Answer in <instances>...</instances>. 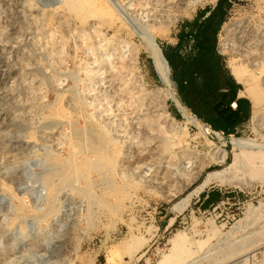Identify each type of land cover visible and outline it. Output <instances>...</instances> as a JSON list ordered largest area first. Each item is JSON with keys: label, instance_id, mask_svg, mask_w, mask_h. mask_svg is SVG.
<instances>
[{"label": "rangeland", "instance_id": "374dc122", "mask_svg": "<svg viewBox=\"0 0 264 264\" xmlns=\"http://www.w3.org/2000/svg\"><path fill=\"white\" fill-rule=\"evenodd\" d=\"M230 1L216 39L227 67L240 58L227 22L264 33V0ZM104 2L114 17L95 5L75 12L64 0H0V264H159L178 233L206 240L203 251L216 258L244 233L237 226L247 211L264 205V169H228L232 138L264 148V132L250 119L238 135L211 137L199 118L175 114L143 41L150 32L162 50L177 46L181 26L218 0ZM253 56L264 103V55ZM101 151L107 157L97 159ZM134 152L128 163L119 156ZM166 166L163 183L146 180ZM210 191L221 198L209 207ZM257 211L254 229L264 226ZM256 236L250 259L264 255V229Z\"/></svg>", "mask_w": 264, "mask_h": 264}, {"label": "bare ground", "instance_id": "6f19581e", "mask_svg": "<svg viewBox=\"0 0 264 264\" xmlns=\"http://www.w3.org/2000/svg\"><path fill=\"white\" fill-rule=\"evenodd\" d=\"M185 1L186 0H176V2L179 4H182ZM64 4L69 9H71L75 12L76 11H81V12L87 11L90 5H95L97 7V9L100 11L102 17H105V18L114 17V14L110 10V8L106 5L104 0H64ZM224 28H226L228 33H231L233 35V38H234L233 42H235L233 50L236 53L240 54V58L244 59V60H241L240 58H239V60H236L233 58L230 59L227 63L228 68L230 69V72L232 73L234 78L239 82V84H242L244 87L243 90H241L240 96L253 100V110H252L251 120H252V123L254 125V128L257 131L261 130L264 132V103L261 101V97H260L261 94L259 95V93H258L259 91H257V89H256V86H255L256 76L253 73V70L259 69L260 67H262L260 62H257L256 60H254L253 54L257 49L260 48L261 53L264 55V33H263L264 31L262 32L263 33L262 35L260 34V36H258L256 31L253 29V27L251 28L247 24L246 25H240V23L238 21L227 22L225 24ZM154 30H155V28H154ZM154 30L152 29V31H154ZM149 33L143 34V36L145 35L143 37V41L146 45V49L149 53V56L152 58V60L154 62L153 64L156 68L158 76L160 77L161 81L167 85V87L165 86L166 92H167L166 95H168L170 98L175 100L177 106L179 107V109L183 113L184 117H186L187 122H190V123H193L196 125H200L198 118H196L193 115H190L186 111V108L175 97L173 91H171V86H172L173 81L171 79V71H170L169 63L167 62L165 56L163 55L162 49L156 40L157 35H155L153 33L152 34L150 33V35H149ZM236 57H237V55H236ZM248 59H249V61L247 62L246 60H248ZM259 74H261V72H259ZM263 74H264V72H263ZM262 79H263L262 83L264 84V75H263ZM185 128L186 127H183L182 130L185 131ZM203 133L207 134V131L204 130ZM231 143L237 152L233 154L234 155L233 160L229 164L228 169H232V168L236 169L241 164H245V165H249L251 167V170L249 173H251L252 176L260 175L262 170L264 169V148L252 147L249 144V142H247L245 140H241L240 138H237V137H233L231 140ZM99 147H101V146H99ZM101 152L102 153L99 154L97 159L103 158V156L107 155L104 151H101ZM139 152H140V150H139ZM139 152H134V154L136 156L133 154L132 156L129 157L124 153L122 155H119V156L121 157L123 162L128 163V162H131L134 157L137 158L140 155ZM226 155H227V150H224V159L226 158ZM167 168H169V166H166L165 169H162L160 171L157 170V172L155 174H152V173L146 174L145 175V177L147 178L146 180L148 182H150L151 185H152V183H154V184L163 183L165 181L164 179H166L165 175L167 174ZM221 173H222V171H217V170L214 172H210L207 175V177L203 180V182L201 183L200 188H203V187L209 185L210 183H212V181L215 180L216 178H218L221 175ZM77 177H79V176H77ZM70 179H74V177L73 176L64 177L62 183L66 182L67 180H70ZM183 200H185V199H183ZM106 202L108 203V201H106ZM178 205H179V203H178ZM178 205L176 206V208H178ZM258 209H260L261 212H264V205H263V207L251 208L247 211L246 218L244 217L245 219L243 218L244 220H243L242 224L240 223V225L237 226V227L242 228V229L244 228L245 229L244 233L242 232L243 234L241 236H237L234 239H232L231 241L225 243L223 245V248L221 249V253L218 257L210 258L209 255H207V253L203 251V249L206 245V240H203V241L197 240V242H198L197 243L196 241L191 239V235H188L185 233H178L171 240L172 247H171L170 253H168V254L165 253L162 256V260L160 261L159 264H169L170 262H175L176 264H201V261H203V260H205L207 262H213L214 264H231L235 261H236V264H248V261L250 259L249 256L247 257V254H249V252H250L249 247H251V245H254L259 240V238H257L256 235L258 233H261L262 229H264V226L257 228V229H254L253 228L254 223L250 222L252 214ZM261 212L257 211L256 213H261ZM260 215H262V214H260ZM212 229L213 228H211V230ZM213 230H215V229H213ZM235 231H238V230H235ZM235 231H233V232H235ZM262 237H263V235H262Z\"/></svg>", "mask_w": 264, "mask_h": 264}, {"label": "trees", "instance_id": "16d2710c", "mask_svg": "<svg viewBox=\"0 0 264 264\" xmlns=\"http://www.w3.org/2000/svg\"><path fill=\"white\" fill-rule=\"evenodd\" d=\"M230 6V0H218L215 7L199 12L181 26L177 46L163 49L181 103L216 131L223 130L226 137L238 135L236 128L251 118V102L244 99L243 105V99H237L242 85L237 83L216 47L219 28ZM211 196L214 202L221 198L218 191H212Z\"/></svg>", "mask_w": 264, "mask_h": 264}, {"label": "crops", "instance_id": "0c3cea01", "mask_svg": "<svg viewBox=\"0 0 264 264\" xmlns=\"http://www.w3.org/2000/svg\"><path fill=\"white\" fill-rule=\"evenodd\" d=\"M177 40H178V38H177ZM237 81V80H236ZM237 83H239L238 81H237ZM242 85V84H241ZM241 90L242 89H239V91H238V94H237V99H239V98H242L243 99V101H242V104L243 105H246V101L244 100V99H248V98H246V97H242V96H240V93H241ZM251 102V101H250ZM232 107L235 109L236 107H237V102L235 101V102H233L232 103ZM174 109V113L175 114H177V115H180V109H179V107L178 106H176V108H173ZM251 114H252V104H251ZM196 115V114H195ZM197 116V115H196ZM252 116V115H251ZM197 118H198V116H197ZM250 119L251 118H249L248 120H245V121H243V123L242 124H240L236 129H237V132L239 131V129H242L244 126H246V124L250 121ZM203 122V121H202ZM203 123H206V122H203ZM206 124H208V123H206ZM209 126H211L210 124H208ZM211 128L213 129V127L211 126ZM215 130V129H214ZM218 131H223V130H218ZM211 193H212V191H210V192H207L206 194H204L203 195V197H202V204L203 205H205V206H212L213 204H214V201H213V199H212V196H211Z\"/></svg>", "mask_w": 264, "mask_h": 264}, {"label": "built area", "instance_id": "2783aa9c", "mask_svg": "<svg viewBox=\"0 0 264 264\" xmlns=\"http://www.w3.org/2000/svg\"><path fill=\"white\" fill-rule=\"evenodd\" d=\"M194 116L197 118L196 115ZM202 127L207 131V135L211 137H213L214 135H225L224 131H216L206 123H202ZM248 264H264V255L259 253L258 255L252 256V258L249 259Z\"/></svg>", "mask_w": 264, "mask_h": 264}, {"label": "water", "instance_id": "95a60500", "mask_svg": "<svg viewBox=\"0 0 264 264\" xmlns=\"http://www.w3.org/2000/svg\"><path fill=\"white\" fill-rule=\"evenodd\" d=\"M162 52H163V50H162ZM164 55V54H163ZM166 58V57H165ZM167 60V59H166ZM167 62H168V60H167Z\"/></svg>", "mask_w": 264, "mask_h": 264}]
</instances>
